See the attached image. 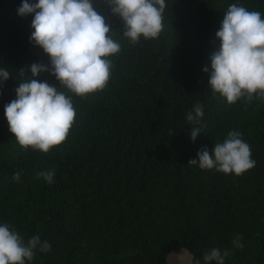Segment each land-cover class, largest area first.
Wrapping results in <instances>:
<instances>
[{
    "label": "trees",
    "instance_id": "trees-1",
    "mask_svg": "<svg viewBox=\"0 0 264 264\" xmlns=\"http://www.w3.org/2000/svg\"><path fill=\"white\" fill-rule=\"evenodd\" d=\"M235 2L167 0L158 38L131 45L120 19L93 0L121 51L102 91L73 97L66 141L45 154L17 145L4 106L33 79L30 66L49 58L30 43L32 16L17 14L21 0H0V67L11 74L0 83V221L50 243L32 264H165L181 247L196 258L228 249L225 264H264V104L226 103L202 71ZM239 2L264 14V0ZM36 79L58 86L47 72ZM197 103L204 115L193 142L185 116ZM229 131L249 144L253 169L236 176L189 165ZM48 170L51 184L38 178ZM237 235L242 248L232 245Z\"/></svg>",
    "mask_w": 264,
    "mask_h": 264
},
{
    "label": "clouds",
    "instance_id": "clouds-1",
    "mask_svg": "<svg viewBox=\"0 0 264 264\" xmlns=\"http://www.w3.org/2000/svg\"><path fill=\"white\" fill-rule=\"evenodd\" d=\"M110 13L120 19L122 36L135 45L141 39L154 40L162 31L167 0H102ZM21 17L31 15L30 43L41 48L49 58L47 66L33 63V79H23L15 89V99L4 106L8 129L22 150L48 153L66 141L76 115L73 97H86L102 91L109 80L113 60L121 51L120 41L113 38L110 25L93 7V0H21L17 9ZM218 50L210 56L208 86L213 96L228 104L238 101L250 105L264 104V14L248 10L239 0L225 11L219 30ZM47 72L58 86L36 79ZM11 74L0 67V83ZM22 75V73H21ZM204 108L193 105L185 120L192 125L190 139L195 142L202 132ZM189 165L240 176L253 169L249 144L239 131H229L222 142L197 152ZM21 172L12 174L19 182ZM54 170L38 173L51 184ZM242 248V237L232 241ZM51 245L39 235L25 239L14 226L0 221V264H32L38 252L46 253ZM230 250L213 247L196 258L181 247L165 258L172 264H225Z\"/></svg>",
    "mask_w": 264,
    "mask_h": 264
},
{
    "label": "rangeland",
    "instance_id": "rangeland-1",
    "mask_svg": "<svg viewBox=\"0 0 264 264\" xmlns=\"http://www.w3.org/2000/svg\"><path fill=\"white\" fill-rule=\"evenodd\" d=\"M179 252V251H178ZM175 252V253H178ZM245 264H256L255 260L253 259V257H251Z\"/></svg>",
    "mask_w": 264,
    "mask_h": 264
}]
</instances>
